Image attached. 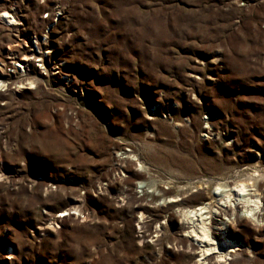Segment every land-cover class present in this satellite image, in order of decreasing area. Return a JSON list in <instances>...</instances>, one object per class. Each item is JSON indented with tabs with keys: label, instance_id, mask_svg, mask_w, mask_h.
Here are the masks:
<instances>
[{
	"label": "rangeland",
	"instance_id": "rangeland-1",
	"mask_svg": "<svg viewBox=\"0 0 264 264\" xmlns=\"http://www.w3.org/2000/svg\"><path fill=\"white\" fill-rule=\"evenodd\" d=\"M1 74L0 264H208L161 194L264 190V0H0Z\"/></svg>",
	"mask_w": 264,
	"mask_h": 264
},
{
	"label": "bare ground",
	"instance_id": "bare-ground-1",
	"mask_svg": "<svg viewBox=\"0 0 264 264\" xmlns=\"http://www.w3.org/2000/svg\"><path fill=\"white\" fill-rule=\"evenodd\" d=\"M12 11L13 8L6 7L4 12L12 17L14 14ZM9 46L11 47L10 44ZM10 47L7 57L5 56L7 61L4 60V64L9 66L17 58L16 52ZM25 56L28 58H24L25 60H29V57H38L35 51ZM44 60L43 58L42 61ZM9 77L7 74H1L0 82L6 83L10 80ZM259 177L260 175L257 177L252 175L247 182L226 184L224 188L218 184L213 197L195 208L190 206L194 201L200 202L207 197L200 191L202 188L195 194L184 196L164 197L165 193L161 194L166 204L178 206L179 209L172 213L171 218H181L180 228L186 232L184 237L196 241L197 245L192 244L190 247L200 249L202 261H208L210 264L215 257L217 263H223L240 255L238 252L243 250L238 236L236 237L237 233L252 231L254 234L264 235V190L261 189ZM54 222L57 223L58 218L54 219Z\"/></svg>",
	"mask_w": 264,
	"mask_h": 264
},
{
	"label": "built area",
	"instance_id": "built-area-1",
	"mask_svg": "<svg viewBox=\"0 0 264 264\" xmlns=\"http://www.w3.org/2000/svg\"><path fill=\"white\" fill-rule=\"evenodd\" d=\"M6 16H8V15H6ZM48 16V15H47ZM9 17V16H8ZM9 18H12V17H9ZM14 18V17H13ZM6 84V83H5ZM0 89H2V87L0 88Z\"/></svg>",
	"mask_w": 264,
	"mask_h": 264
}]
</instances>
